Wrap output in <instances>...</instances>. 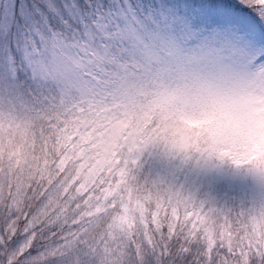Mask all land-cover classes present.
Masks as SVG:
<instances>
[{"label": "snow or ice", "instance_id": "1", "mask_svg": "<svg viewBox=\"0 0 264 264\" xmlns=\"http://www.w3.org/2000/svg\"><path fill=\"white\" fill-rule=\"evenodd\" d=\"M0 264H264V0H0Z\"/></svg>", "mask_w": 264, "mask_h": 264}]
</instances>
